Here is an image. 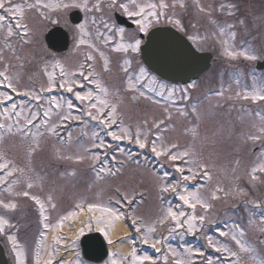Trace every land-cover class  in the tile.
I'll use <instances>...</instances> for the list:
<instances>
[{
    "label": "rangeland",
    "instance_id": "obj_1",
    "mask_svg": "<svg viewBox=\"0 0 264 264\" xmlns=\"http://www.w3.org/2000/svg\"><path fill=\"white\" fill-rule=\"evenodd\" d=\"M16 2L23 3V0H16ZM29 2H33V0H29ZM186 3L188 4L187 11L180 14L186 27V32L183 34L187 38L190 35L195 36L197 34L211 37V33L215 31V28L209 22V19L204 14L197 13L192 0H186ZM201 3L206 6L210 4L213 9H216L221 0H201ZM238 3L240 11L236 16L222 15L218 11H213V18L221 23H234L238 17L245 19L247 28L238 27L236 29L238 32L237 41L249 40L258 49L264 51V0H238ZM4 14L3 10H0V15ZM83 17L84 14L82 13L80 22H82ZM26 19L30 24L39 26V17L34 11H26ZM64 19L68 20V15L62 18V25H64ZM5 23H8V20ZM193 24L196 27H192ZM158 25L171 24H167L162 20ZM48 28L49 26L42 28V41L51 55L45 54L43 59L38 55L33 59L29 49L21 48L19 49V54L25 58L23 67L20 66L19 61L12 59V63L15 65L13 71L19 73L20 76L19 87L21 91L33 89L41 98L35 100L30 96L17 95L16 93H11L8 89L0 88V91H8L13 97L11 101L0 104V113L3 112L4 107L16 103L17 105H23L26 110L41 113L42 118L43 111L51 106L53 97L61 104H64L65 101H72L74 105L73 115L81 116L86 111L88 102L82 103L77 100L74 93L76 91L84 93L89 90L95 92L96 89L94 84L83 81L79 76L73 77V79L79 80L80 84L84 86H74L71 93L59 87L54 88L50 92L40 91L41 86H47V76L43 71L44 60L51 62L54 56L60 59L68 69H76L83 61L85 54L92 51L86 46L76 49L71 31V41L65 50L54 51L50 49L44 40V33ZM130 34V29H126L125 42L129 41ZM93 42L109 60L111 71L104 72V59L99 55V52H92L95 56V60L92 63L95 71L99 73L98 78L110 91H119V98L123 101L119 108L123 124L132 126L134 130L137 125L145 127L143 122L145 120L148 121L147 128H151V133H149V140H151L153 138L152 133L158 131V129L152 127L153 122L163 120L164 124L161 125V130H163L162 138L165 141L179 144L181 148L194 145L196 150L202 155V158L207 161L212 179L207 181L201 176H197L193 180L183 181L174 168L166 163L163 158L154 157L149 148L139 149L134 142H129L128 140L113 141L107 135V131H118V126L101 131L103 126L97 121H92L86 115H83L82 120L68 121L65 126L59 128V133L65 137V141H67V134L71 132L70 146L61 143L57 137L50 135L43 127L39 129L43 135L38 137L39 148L31 157L27 155V147L31 143L30 140L21 139L19 136H5L4 141L0 143V150L4 151L7 157L14 161L17 166L25 168L27 174L32 176L33 179L37 175L42 178L29 191L45 203V215L48 217L46 222L50 224L49 229H44L42 217L39 214V206L33 200L28 197L9 196L4 191L6 185H0V195L5 200L12 199L18 204L17 209L14 211L0 209V212L10 220L11 224L16 225V228L11 229V231L17 235L18 240L23 245L25 264H36L38 251L41 264H44V261L48 259V253L53 248L58 249L57 255L60 252L59 246L63 244L62 234L51 226L56 225L58 220L69 211H77L75 204L81 200L106 202L113 196V190L116 187H120L122 191H126L129 194L134 190L146 194L147 198L140 202V205L134 206L132 215L133 213L139 214L147 222L156 219L161 210L166 209L168 206H171L173 210L191 212V209L183 205V202L178 198L180 194L184 193L185 187L188 191H199L205 196L216 186H221L226 191L234 187H243L247 192L246 196L224 197L221 194L219 200L212 201L213 207L209 210L203 231L196 232L195 235L188 233L186 228L177 229L170 235L168 231L170 225L166 224L155 235L156 239L163 240L161 252H157L150 244L141 242L143 247L141 251L137 252L138 255H148L156 260L157 264H164L162 256L168 245H171L178 252H182L184 248L189 247L199 248L205 252L206 256L213 258L216 264H226L221 254L207 247L204 237L212 236L214 240L219 239L222 243H227L229 247L235 249L234 241L230 237H221L217 228L227 231L228 229L225 228V225L231 226L237 223L246 229L244 239L257 246L258 249L261 248L260 241L264 240V233L260 232L255 226L249 227L248 222L252 218L253 212H255V220L259 221L260 219L261 209L253 208L249 202H264V184L257 183L254 187L250 185L247 171L260 152L262 144L261 142L246 141L247 133L255 130L252 128V120L248 117L245 110L253 113L258 110L264 111V102L252 103L250 100L236 97L235 93L242 91V86L238 88L235 83H232L231 89L225 91L223 97H217L214 93L218 90H223L221 89L222 84L227 88V85L237 72L240 74L241 79L251 87L252 74L254 73L257 77H260L264 75V68L254 69L256 61H246L242 58L232 61L225 57L222 54L220 44L215 38H210L207 42L201 41L202 49L191 41L197 49L211 51L215 58H213L210 67L206 71L202 72L198 78L192 79L188 84L172 83L150 71L143 63L139 52H131V50L127 53L114 52L112 51V45H105L102 40L93 39ZM117 42H119V37H116L113 45ZM125 59L132 62L130 75L138 76L140 68L145 69L146 72V75L137 85L138 92L136 93L126 90L128 77L121 70ZM48 71H55L57 82H59V71L54 70L51 67V63H49ZM193 82L197 86L189 90L187 98H183L181 90ZM170 90H175L171 96H169ZM139 91L145 92L146 97H139ZM161 91L163 95H157ZM134 94L138 97L136 101L131 100V96ZM229 96L231 97L230 99L228 98ZM193 105L197 107L200 113L199 119L192 111ZM217 105L221 106L218 107ZM181 112H184L185 115H181ZM25 114H27V111ZM169 115L171 119L168 118ZM52 120L56 121L57 117L53 115ZM192 129L196 130L198 138L194 139ZM31 131L36 132L37 129L32 128ZM93 131L100 132V137L103 138L105 144L112 146L111 148L99 150L102 160L105 159L104 153H107L108 167L115 163L111 159L113 155L123 160L129 152L140 160V164L136 165L128 162L122 169L121 175L97 180L96 171L90 166V160L77 162L75 159L56 158L55 153L57 150L62 156H75L78 151H82L81 145L90 147L92 143L90 137ZM206 137L209 139L206 140ZM211 139L215 140L214 144L209 142ZM119 149L124 151L120 152ZM94 151L96 150L94 149ZM237 161H239V165H237ZM98 167L99 165H97ZM29 168L32 171H28ZM234 169L235 171H233ZM153 171L156 173L169 172L170 176L174 178L173 182L179 180L181 187L176 193H165L164 199H159L153 187L151 175ZM73 172L75 175H69V173ZM15 178L13 176L8 179L12 180ZM189 182L193 184V187ZM25 189L26 185L23 183V178H21V183L16 185V190L22 191ZM49 196L52 197V203L56 205L55 208L48 203ZM196 212L197 214H203V209L197 207ZM83 228L86 231L88 227L86 225ZM92 229H97L94 222ZM41 232L46 233V235L41 237ZM99 232L104 234L102 231ZM57 237L60 239V244L55 243ZM129 238L132 241L141 239L135 233L133 227ZM4 239L6 238L4 237ZM73 241H75L74 248L71 246L72 241L67 244V248H70L72 253L71 258L65 260L63 254V260H60L65 261L66 264H77V258L82 264H111L113 259L117 260L119 264L120 257L126 255L124 252L108 250L107 257L103 260L89 262L83 259L82 261L79 256L78 239L76 238ZM5 245L8 248L12 263H15L14 254L11 252V245L7 239ZM158 247L161 246L158 245ZM113 253H118L119 255L113 256ZM56 255L52 258L54 262L52 264H58L59 262L55 260ZM171 259L170 256L169 264H171ZM194 259L196 264H204V258L194 257ZM247 259L248 257L243 255V260L247 261Z\"/></svg>",
    "mask_w": 264,
    "mask_h": 264
},
{
    "label": "snow or ice",
    "instance_id": "obj_2",
    "mask_svg": "<svg viewBox=\"0 0 264 264\" xmlns=\"http://www.w3.org/2000/svg\"><path fill=\"white\" fill-rule=\"evenodd\" d=\"M192 3L197 13L204 14L215 28V31L211 33V37L199 34L188 36V39L195 42L198 48L202 49L201 41L207 42L208 39L215 38L220 44L222 54L232 61L241 58L246 61L264 59V51L258 49L252 42L249 40L237 41L238 32L236 29L238 27L247 28L245 19L238 17L234 23H221L212 16L213 11H218L222 15L236 16L240 11L238 0H221L216 9H213L210 4L207 6L202 4L201 0H192ZM187 8L186 0H33V2L23 0V3H17L16 0H0V10L5 13L0 15V88L8 89L11 93H16L17 95L30 96L32 99L39 100L41 97L35 90L26 89L21 91L19 87L20 76L19 73L13 71L15 65L12 63V59L19 61L20 66L23 67L25 58L19 54V49L21 48L29 49L33 59L38 55L41 59H43L45 54L51 55L43 44L42 28H47L50 25H60L62 18L67 17L69 12L79 10L84 14L82 22L72 23L64 19V27L73 33L74 47L76 49L86 46L92 51L85 54L83 61L76 69H68L60 59L54 56L51 62L44 60L43 71L47 76V86H41L40 91L50 92L54 88L59 87L71 93L74 86H84L80 84L79 80L73 79L76 76L81 77L83 81L89 84H94L96 89L95 92L89 90L84 93L79 91L74 93L77 100L82 103L88 102L86 111L81 116L73 115L74 105L72 101H65L64 104H61L54 97L51 100V106L43 111L42 118L41 113L26 110L23 105L12 103L10 106L4 107L3 112L0 113V143L4 141L5 136H19L21 139L30 140L31 143L27 147V155L31 157L39 148L38 137L43 135L39 129L43 127L50 135L57 137L61 143L70 146L71 132L67 134V141H65V137L59 133V128L65 126L68 121L82 120L83 115H86L92 121H97L103 126L101 131L118 126V131H107V135L113 141L128 140L129 142H134L139 149L149 148L154 157L163 158L166 163L174 168L183 181L193 180L197 176L211 181L212 174L209 170V165L194 145L181 148L179 144L165 141L162 138L163 130H161V125L164 124L163 120L153 122L152 127L158 129V131L152 133L153 138L151 140H149L151 128H147L148 121L145 120L143 122L145 127L137 125L134 130L132 126L124 125L119 111L120 104L123 102L119 98V91L112 92L103 85L98 78L99 73L95 71L92 63L95 60L92 52H99V55L104 59L103 71H111L109 60L93 42V39L102 40L105 45H112V51L114 52L127 53L129 50L131 52L141 50L142 40L136 38V35H133L128 42H125L126 29L116 22V13H121L131 20L132 24L135 25V33L137 35L141 33L147 35L149 29L160 24L162 20L167 24H171L179 32L184 33L186 32V27L180 14L187 11ZM26 11H34L38 15L39 26L27 22ZM6 20H8V23H5ZM192 27H196V25L193 24ZM116 37H119V42L113 45ZM49 63H51V67L54 70L59 71V82H57L55 71H48ZM131 67V60L125 59L121 70L128 77L126 90L136 93L138 92L137 85L146 75V72L145 69L140 68L138 76L130 75ZM232 83H235L238 88L242 86V91L235 93L236 97L250 100L252 103L264 102V75L257 77L253 73L252 86L249 87L237 72L232 77L227 88L222 84L221 89L223 90H218L214 94L217 97H223L225 91L231 89ZM196 86V83L193 82L182 89L183 98H187L189 90ZM174 92L175 90H170L169 96L173 95ZM157 95H163V92H158ZM139 97H146V93L139 91ZM228 98L230 99L231 97L229 96ZM12 99L13 97L8 91H0V104ZM137 99V95L131 96L132 101ZM217 106L220 107L221 105ZM26 111L27 114H25ZM192 111L199 119L200 113L195 105H193ZM245 112L252 120V128L255 130L247 133L246 141L261 142L262 144L260 152L247 171L248 183L254 187L257 183L264 184V111L258 110L253 113L245 110ZM180 114L185 115L184 112ZM53 115L57 117L56 121L52 120ZM168 118L171 119V116L169 115ZM32 128L37 129V131L32 132ZM146 128L147 130H145ZM191 131L194 139L198 138L196 130L192 129ZM90 139L92 141L91 146L81 145L82 151H78L75 156H62L57 150L55 153L56 158L75 159L77 162L90 160V166L96 171L97 180L121 175L122 169L128 162L136 165L140 164V160L129 152L123 160L113 155L111 159L115 163L108 167L107 153H104L105 159L102 160L99 150L111 148L112 146L106 145L103 138L100 137V132L97 131L92 132ZM205 139L208 140L209 138L206 137ZM209 142L214 144L215 140L211 139ZM119 151L123 152L124 150L119 149ZM236 163L239 165V161ZM97 165H99L98 168ZM28 171H32V169L29 168ZM0 173H2L0 175V185H6L4 191L12 197H28L33 200L39 206V214L42 217L44 229H49L50 224L46 222L48 217L45 215V203L29 191L42 178L37 175L33 179L32 176L27 174L25 168L17 166L2 150H0ZM69 175H75V173H69ZM151 175L153 187L161 200L164 199L165 193H176L181 187V182L179 180L173 182L174 178L167 171L162 173L153 171ZM13 176L16 178L8 179ZM21 178H23L26 189L17 191L16 185L21 183ZM221 194L224 197L246 196L247 192L243 187H234L226 191L223 187L216 186L205 196L199 191H188L185 187L184 193L180 194L178 198L183 202V205L191 209V212L173 210L171 206H168L166 209H162L158 217L151 222H147L141 215L133 213L131 226L134 228L135 233L141 237L142 243L150 244L157 252H161L163 240L155 238L156 233L160 229L168 224L170 225L168 228L170 235L181 228H186V231L193 235L196 232H202L208 219L209 210L213 207L212 201L219 200ZM144 195L143 192L136 190L129 194L126 191H122L120 187H116L113 190V196L106 202L81 200L75 204V209L89 214L87 222L89 230H92L94 222L97 230L104 232L107 236L116 221L128 217V213H125L123 208L131 206L134 202H142ZM138 196L140 197L139 201H137ZM48 203L55 208L56 205L52 203L51 196L48 197ZM249 203L252 204L253 208L261 209L259 221L255 220V212L252 213V218L248 222L249 227L255 226L260 232L264 233V202L250 201ZM17 207L18 204L14 200H5L0 195V209L14 211ZM197 207L203 209V214H197ZM97 213L99 215H96ZM75 216H77V211H69L58 220L56 225L51 227L55 229L61 228L66 221H70ZM13 228H16V225L11 224L9 219L0 214V236H4L11 245L15 264H25V250L17 235L11 231ZM225 228L228 230L217 228L219 235L226 238L230 237L234 241L236 248L229 247L227 243H222L219 239L214 240L212 236H205L204 239L208 248L221 254L226 264H264V240L260 241L262 247L258 249L257 246L244 239L246 229L241 224L225 225ZM83 231L84 228L81 227L80 234H83ZM40 235L44 237L46 233L41 232ZM55 243L60 244L59 237L56 238ZM109 243H112L111 239H109ZM132 243L135 244V240ZM158 245L161 247H158ZM71 246L75 247V241H72ZM57 251L58 249L53 248L48 253V259L44 261V264H52V258ZM65 251H69V249L65 248ZM117 255L119 254L113 253V256ZM243 255L248 257L247 261L243 260ZM170 256L172 258L171 264H196L194 257L204 258V264H216L213 258L206 256L205 252L199 248L189 247L184 248L182 252H178L171 245H168L162 256L164 264H169ZM36 264H41L39 251L37 252ZM58 264H66V262L59 261ZM77 264H82L78 258ZM111 264H118V262L113 259ZM119 264H157V261L148 255H138L136 248L133 247L128 255L120 257Z\"/></svg>",
    "mask_w": 264,
    "mask_h": 264
},
{
    "label": "water",
    "instance_id": "obj_3",
    "mask_svg": "<svg viewBox=\"0 0 264 264\" xmlns=\"http://www.w3.org/2000/svg\"><path fill=\"white\" fill-rule=\"evenodd\" d=\"M119 23L131 26L123 15L116 13ZM69 19L75 23L81 20L79 10L69 12ZM44 39L48 47L61 51L69 44L68 32L60 25L49 28ZM141 58L148 69L170 81L185 82L196 77L208 65L211 54L207 51L196 50L191 42L178 30L169 25H158L151 29L141 44ZM263 62H258L261 67ZM83 256L91 261H100L107 254V245L103 236L98 232L84 233L80 239ZM0 264H8L0 245Z\"/></svg>",
    "mask_w": 264,
    "mask_h": 264
},
{
    "label": "bare ground",
    "instance_id": "obj_4",
    "mask_svg": "<svg viewBox=\"0 0 264 264\" xmlns=\"http://www.w3.org/2000/svg\"><path fill=\"white\" fill-rule=\"evenodd\" d=\"M88 215L86 212L77 211V216L73 217L70 222H65L63 227L58 228L62 237L61 246H59V251L61 254H64L65 259L71 258V251H65L67 248V244L77 238L80 234V228L87 225ZM97 215V214H96ZM83 222V223H82ZM55 231V229H54ZM131 233L130 227L125 222L123 218L119 221H116L112 228L109 230L108 235L105 236L107 247L109 251H121L125 254H129L132 249V240L129 238ZM109 239H111L112 243H109Z\"/></svg>",
    "mask_w": 264,
    "mask_h": 264
},
{
    "label": "flooded vegetation",
    "instance_id": "obj_5",
    "mask_svg": "<svg viewBox=\"0 0 264 264\" xmlns=\"http://www.w3.org/2000/svg\"><path fill=\"white\" fill-rule=\"evenodd\" d=\"M129 29H130V31H131L130 38H131L133 35H136L137 38L142 39L141 36H140V34L137 35V34L135 33V25L132 26V27H130ZM127 37H128V36H127ZM127 39H129V38H127ZM0 242H1L2 245L6 246V245H5V244H6V239H4L3 236H0ZM80 258H81V257H80ZM81 259H82V258H81ZM82 261H83V260H82ZM12 264H15V263H12Z\"/></svg>",
    "mask_w": 264,
    "mask_h": 264
}]
</instances>
